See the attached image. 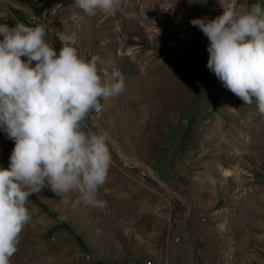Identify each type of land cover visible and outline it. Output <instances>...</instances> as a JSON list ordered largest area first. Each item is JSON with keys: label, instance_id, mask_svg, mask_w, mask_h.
<instances>
[{"label": "rangeland", "instance_id": "rangeland-1", "mask_svg": "<svg viewBox=\"0 0 264 264\" xmlns=\"http://www.w3.org/2000/svg\"><path fill=\"white\" fill-rule=\"evenodd\" d=\"M0 264H264V0H0Z\"/></svg>", "mask_w": 264, "mask_h": 264}]
</instances>
